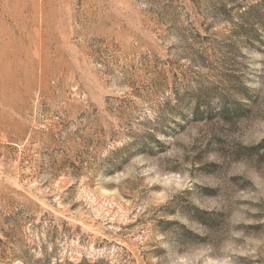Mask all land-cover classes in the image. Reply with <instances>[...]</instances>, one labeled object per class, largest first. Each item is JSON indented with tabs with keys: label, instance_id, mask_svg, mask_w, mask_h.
I'll list each match as a JSON object with an SVG mask.
<instances>
[{
	"label": "rangeland",
	"instance_id": "rangeland-1",
	"mask_svg": "<svg viewBox=\"0 0 264 264\" xmlns=\"http://www.w3.org/2000/svg\"><path fill=\"white\" fill-rule=\"evenodd\" d=\"M0 264H264V0H0Z\"/></svg>",
	"mask_w": 264,
	"mask_h": 264
}]
</instances>
